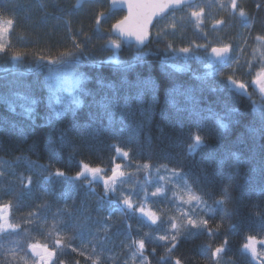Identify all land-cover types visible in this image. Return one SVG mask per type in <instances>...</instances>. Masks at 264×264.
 <instances>
[{
    "label": "trees",
    "instance_id": "16d2710c",
    "mask_svg": "<svg viewBox=\"0 0 264 264\" xmlns=\"http://www.w3.org/2000/svg\"><path fill=\"white\" fill-rule=\"evenodd\" d=\"M76 4L0 0V19L13 21L9 45L0 53V205L11 204L9 221L19 226L0 236V264H43L28 248L30 243L56 251L49 264H141L144 258L145 264H175L176 259L181 264H216L208 245L214 250L225 237L228 244L219 264H264V245L257 244L255 259L242 249L247 236L264 239V120L259 107L264 101L257 93L243 94L227 84L232 76L251 85L248 80L258 69L259 44L264 42L256 40L264 36V0H238L246 18L233 12L231 0H207L171 11L156 22L143 48L121 41L119 49L98 37L107 38L124 13L109 11L108 0ZM201 7L199 26L189 9ZM101 11L105 17L97 30L95 18ZM219 20L224 23L217 24ZM85 36L91 40L83 44ZM73 39L87 55L70 70L83 78L82 84L68 91L62 78L50 79L49 69L57 65L48 60L71 50ZM225 44L230 45V59L215 63L211 47ZM185 47L191 53L175 58L174 52ZM143 52L147 54L136 55ZM17 54L21 59L13 61ZM113 56L119 66L110 60ZM248 63L254 66L251 74ZM58 80L59 87L50 89ZM22 97L36 101L31 119L23 114L21 105L27 101ZM56 110L63 114L57 117ZM218 119L225 129H219ZM193 134L201 135L204 145L187 156ZM116 147L129 157L117 156ZM82 162L104 169L120 163L125 172L120 190L142 198L147 188V207L160 217L157 225L139 213L115 211L124 206L115 203L116 197L101 200L102 183L87 186L72 180ZM144 164L150 167L144 169ZM163 166L182 170L191 191L213 212L206 214L203 206L193 211L176 199L173 192L187 200L184 182L174 188L160 180L169 174ZM57 169L68 179L46 178ZM158 185L167 189L165 197L150 195ZM222 198L223 205L214 203ZM180 209L208 219L213 236L187 225ZM170 217H175L179 235L168 253V242L153 243L151 238L171 234ZM141 238L144 257L133 258L135 247L130 246ZM57 239L60 248L54 247Z\"/></svg>",
    "mask_w": 264,
    "mask_h": 264
},
{
    "label": "snow or ice",
    "instance_id": "6c2138e0",
    "mask_svg": "<svg viewBox=\"0 0 264 264\" xmlns=\"http://www.w3.org/2000/svg\"><path fill=\"white\" fill-rule=\"evenodd\" d=\"M83 0H77L76 6L79 7L82 4ZM122 3H127L128 7V15L124 17V19L119 20L117 23L113 24L109 36L107 38L101 36L99 39H107L108 44L113 49H119L121 47V41L124 38H134L138 45H145L146 41H149L150 33H149V25L152 24L154 17H163L165 13L169 11V9L175 11L177 9H183L192 7L191 0H111V4L109 6V11L116 8L118 5ZM224 6L223 4L221 5ZM231 8L233 12H238V15L241 18H246V13L242 8H238L237 0H231ZM204 13V9L201 7L199 11L193 10L191 12L192 17L196 18L198 23H203L202 16ZM105 17L104 12H99L95 18V24L97 30H99L101 26V20ZM223 20L217 21V24H223ZM13 21L7 20L0 21V53L6 51L8 45L3 43L4 37L7 33H9L12 29ZM174 27V25H173ZM81 35H84L81 32ZM161 35L160 32L157 33V37ZM91 40V37L85 36V40L82 42L86 44ZM257 41H264V36H257ZM82 43H78L75 39L72 42V48L69 51H65L60 53V56L57 60H48V64L57 65V67L49 69L50 79L59 77L62 78L63 83L69 85L68 91H71L73 88H79L82 84V77L76 76L70 70L74 68L76 64H79L83 57L87 55L84 51V47ZM169 49L172 48V45L169 44L167 46ZM197 47H205L204 45H197ZM179 52L184 54H190V48H180ZM230 52V45H223L220 47H211L210 56L213 61H225L228 58V53ZM143 54V53H141ZM13 61H19L21 59L20 55H13L11 57ZM40 60H43L44 57H39ZM110 60L114 62L117 66H119L120 61L115 57H110ZM39 67V65L37 66ZM231 67V65H229ZM249 69V73L251 74L254 66L251 63L247 64ZM227 84L231 86V88L236 89L239 92H243L247 94L248 85L244 82L233 79L232 76L227 77ZM251 84L255 89H258L262 94V98H264V52L260 53L259 57V69L255 71L254 78L251 80ZM50 89L59 87V80L56 83H52L49 85ZM22 99L27 101V104L21 105L23 109V114L31 119L32 113L34 111L33 105L36 103L35 100L29 99L28 97H22ZM77 106H79V101H73ZM255 101L253 104L255 105ZM260 107L261 119L264 120V105ZM9 108L11 111L15 112V105L9 102ZM63 113L61 111L56 110L55 115L60 117ZM219 129L223 130L227 127V125L223 122V119H218L217 121ZM192 142L187 145V156H192L198 149H200L204 145V139L199 134L192 135ZM117 156H122L127 159L129 157V153L127 151H123L121 148L116 147L115 149ZM233 155H237L233 153ZM144 169H148L150 165L144 164L142 166ZM166 171L169 173L167 176H159V179L162 181H166L171 183L174 188L179 187V181L184 182V188L188 193L187 200H185L182 196H177L175 192H173V196L180 200L184 204H189L192 207V210L195 211L196 208H201L202 211H205L206 214L212 213L213 209L211 206L207 204L200 195H197L191 191V188L187 185V179L182 174V170L173 168L167 169ZM139 170V169H138ZM156 172L159 173L160 169L157 168ZM110 173V174H109ZM125 176V172L122 170V165L120 163H115L113 167L110 169H104L101 167H91L87 163H81L80 170L76 173L74 177H71L74 181H81L87 186H92L94 183L99 182L103 185L104 195L101 197V200L110 201V197H116L115 203L117 205H123L124 209H115V211H120L122 214L127 215L131 213L135 215L139 213L142 217L146 218L150 221L151 225H157L160 217L157 215L156 211L147 207L148 204V190L147 188L143 189V197H138L137 194L133 192L124 193L120 190L121 186L124 183L122 179ZM53 177L68 179L65 172L57 169L54 173H51L47 179L51 180ZM231 179V178H229ZM146 184L150 183L148 179L145 181ZM28 184H31V179L29 178ZM167 189L164 185H158L155 187L154 191H151L150 195L152 197H165ZM225 194L227 193V187L224 189ZM134 197L137 198L138 202H134ZM217 205H223L225 200L219 199L214 201ZM11 204L0 205V236L4 234L14 233L18 229V225L11 223L9 221V209ZM35 215V214H32ZM180 215L186 218V224L190 225L192 228L200 229L207 231L209 237H212L214 232L213 229L209 228V220L204 218H193L187 211L180 209ZM214 218V217H213ZM171 220L170 227L172 229L171 234L159 235L152 239V242L155 241H166L168 243L164 244L166 251L171 253L172 250L177 245V236L179 235V228L176 223L175 217H170ZM223 219V216L221 217ZM31 223V220L29 221ZM129 227H131L129 225ZM220 227L219 224L216 225V230ZM59 235V233H58ZM145 237H149V233H145ZM228 244V240L225 237L223 242L212 249L211 245H208L211 250V258L216 260V264H219L220 254L225 251V246ZM257 244L264 245V239L258 240L256 236H247L246 242L243 243L242 249L251 253L253 259L257 257ZM55 248L61 247V240L57 239L54 242ZM130 247H135V251L133 252V258L137 255L140 257H144L145 250V239L141 238L138 240H133L132 245ZM28 248L31 249L34 256H37L43 264H49V261L52 257L56 255L55 250H49L48 245H40L39 243H30ZM39 249V251H38ZM71 250L76 252L77 249L72 247ZM10 252L15 254L16 249H10ZM153 253H155V248H153ZM80 255H84L83 252ZM165 257H161V260H164ZM146 258L141 260V264H145ZM58 264H63V261H59ZM95 264V262H94ZM175 264H181L179 259L175 260Z\"/></svg>",
    "mask_w": 264,
    "mask_h": 264
},
{
    "label": "water",
    "instance_id": "95a60500",
    "mask_svg": "<svg viewBox=\"0 0 264 264\" xmlns=\"http://www.w3.org/2000/svg\"><path fill=\"white\" fill-rule=\"evenodd\" d=\"M94 1H97V0H83L82 4H81L80 6H82V5H83L84 3H86V2H94ZM197 1H200V0H191V4H193V3L197 2ZM108 2H109V6H110V4H111V0H109ZM80 6H79V7H80ZM112 10H114V11L121 10V11H123V12L125 13V16L128 15V7H127V3H122V4L118 5L116 8H114V9H112ZM170 11H171V9H169V11H168L167 13H169ZM167 13H165L164 15H166ZM164 15H163V16H164ZM125 16H124V17H125ZM160 18H161V17H154V18H153L152 24L149 25V33H150L151 29L154 27L156 21H158ZM123 19H124V18H123ZM122 41H123V42H126V43H130V44H134V45H137V46H141V45H138V44L136 43V41H135L134 38H124ZM147 42H148V41H146V43H147ZM146 43H145V44H146ZM229 54H230V52L228 53V56H229ZM38 251H39V249H38ZM36 257H37V256H36Z\"/></svg>",
    "mask_w": 264,
    "mask_h": 264
},
{
    "label": "rangeland",
    "instance_id": "374dc122",
    "mask_svg": "<svg viewBox=\"0 0 264 264\" xmlns=\"http://www.w3.org/2000/svg\"><path fill=\"white\" fill-rule=\"evenodd\" d=\"M223 5H224L223 7L226 6V2L225 1H224V4ZM192 11H193L192 8L189 9L190 15H191V12ZM196 11H198V10H196ZM191 18H192V20H193L194 23H196L198 25H201V26L203 25V23H198V21L196 20V18L192 17V15H191ZM203 19H204V17L202 16V20ZM0 21H5V20L0 19ZM11 31H12V29H11ZM11 31L9 33H7L6 36L4 37L3 43H5L6 45H9V36H10ZM262 48H264V42H261L259 44V56H260V53L263 52L262 51ZM146 54H147L146 52H143V54L140 53V54H136V55H138V56H145ZM187 55L184 54V53H181L179 51L174 52L175 58H181L182 57L183 59H185ZM20 88H22V87H20ZM8 215H9V213H8Z\"/></svg>",
    "mask_w": 264,
    "mask_h": 264
},
{
    "label": "flooded vegetation",
    "instance_id": "af4514ba",
    "mask_svg": "<svg viewBox=\"0 0 264 264\" xmlns=\"http://www.w3.org/2000/svg\"><path fill=\"white\" fill-rule=\"evenodd\" d=\"M204 1H207V0H204ZM204 1L199 2V4L202 6ZM237 1H238V0H237ZM199 26H201V25H199ZM211 58H212V57H211ZM229 58H230V55L228 56V58H226L225 61H222V62H228ZM212 60H213V59H212ZM214 62H215V63H222L221 61H214ZM258 69H259V66H258ZM258 69H257V70H258ZM254 75H255V72L253 73V78H254ZM253 78H252V79H253ZM252 79H249L248 82H251ZM250 87H251V88H250ZM248 91H250L251 94H252V93H253V94L257 93V94H258L257 96H259V97L264 101V98H262V94L259 92L258 89H255L254 86H253L252 84L248 87L247 92H248Z\"/></svg>",
    "mask_w": 264,
    "mask_h": 264
}]
</instances>
